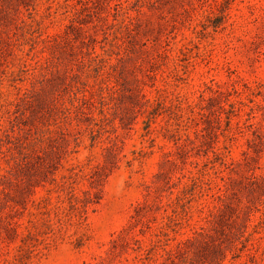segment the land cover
I'll list each match as a JSON object with an SVG mask.
<instances>
[{
    "label": "rangeland",
    "instance_id": "1",
    "mask_svg": "<svg viewBox=\"0 0 264 264\" xmlns=\"http://www.w3.org/2000/svg\"><path fill=\"white\" fill-rule=\"evenodd\" d=\"M0 264H264V0H0Z\"/></svg>",
    "mask_w": 264,
    "mask_h": 264
},
{
    "label": "trees",
    "instance_id": "2",
    "mask_svg": "<svg viewBox=\"0 0 264 264\" xmlns=\"http://www.w3.org/2000/svg\"><path fill=\"white\" fill-rule=\"evenodd\" d=\"M39 174L41 175H44V171L43 169H41V171H37ZM45 177V176H43ZM42 181V180H41ZM40 182L37 183V185H39ZM86 195H87V198L85 200L81 199L80 196L76 195L74 192H72V194H70V198L68 202H65L64 203H59V204H56L55 206H53L52 208V211L57 214V215H60V212H63L65 211L66 213V217L69 218H73V221H76V222H79L81 220V218L86 214L87 212V207L90 203H93L94 201L92 200V193L90 191H86L85 192ZM45 200H49L48 197H44ZM66 203H68V206L66 205ZM12 232L14 233L16 231V228L15 227H12L11 228ZM195 231L193 233V235H189L187 236L185 239H183L182 241H180V247H179V250L176 254V252H173V254L175 255H181L183 254L182 252L183 251H186L187 250V246H194L195 244H197V242H199V236H202V232H197ZM15 234V233H14ZM28 246V241L27 239H25L23 242H22V250H24L26 247Z\"/></svg>",
    "mask_w": 264,
    "mask_h": 264
}]
</instances>
